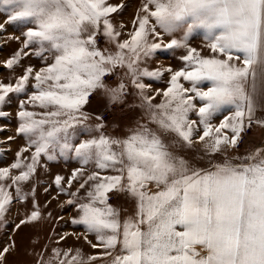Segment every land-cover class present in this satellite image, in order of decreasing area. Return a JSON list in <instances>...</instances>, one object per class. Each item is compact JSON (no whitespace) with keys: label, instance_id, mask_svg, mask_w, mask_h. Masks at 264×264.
Returning <instances> with one entry per match:
<instances>
[{"label":"snow or ice","instance_id":"1","mask_svg":"<svg viewBox=\"0 0 264 264\" xmlns=\"http://www.w3.org/2000/svg\"><path fill=\"white\" fill-rule=\"evenodd\" d=\"M127 7L125 0H0L6 17L0 32L14 23L26 29L21 47L0 66L12 70L29 55L43 62L38 70L25 67L15 83L0 82V106L10 94L27 96L15 114L26 145L0 167V227L14 202L34 196V184L31 192L21 185L32 181L42 159L46 165L71 155L80 167L55 175L52 184L75 206L71 223L99 251L85 256L34 243L33 264H264V147L227 154L254 125L264 128V0H141L126 32L112 17ZM197 32L207 55L190 44ZM101 38L111 48L101 47ZM177 49L185 50L181 67L148 66L158 52ZM118 69L123 76L109 86ZM165 74V87L153 91L144 82ZM129 84L142 122L123 136L102 131L101 117L86 123L93 93L101 90L117 104L130 94ZM8 115L0 110V118ZM196 144L199 159L182 154ZM114 193L131 201L130 214L109 203ZM42 218L33 199L13 231ZM15 249L9 237L0 264Z\"/></svg>","mask_w":264,"mask_h":264},{"label":"rangeland","instance_id":"2","mask_svg":"<svg viewBox=\"0 0 264 264\" xmlns=\"http://www.w3.org/2000/svg\"><path fill=\"white\" fill-rule=\"evenodd\" d=\"M110 2L118 3L121 0H110ZM125 2L128 4V7L122 14L113 15L112 19L117 26L120 23L126 24L128 26L126 29L127 32L131 30V20L136 14L141 0H125ZM5 19L6 17L0 14V23H4ZM24 30L26 29L22 24L14 23L6 25V30L0 32V65L21 47L23 41L22 32ZM17 36L20 37V40L9 39V37ZM122 38H126V34ZM99 44L101 47L111 48L103 38L99 40ZM190 44L192 47L201 50L203 54H208V50L205 47L206 41L203 39L201 33H194L193 37L190 38ZM184 52V49H177L172 52H158L148 62V66L153 68L171 65L173 69L179 68L182 64L178 57L184 54ZM42 63V58L38 59L33 55H29L23 57L21 63L12 70L0 66V82L15 83L16 77L22 74L25 67L31 65L34 69L38 70L42 66ZM117 72L119 75H113L109 80H106L109 86H114L123 76V70L118 69ZM167 78L168 74H165L161 81L145 79L144 82L150 84L154 91L156 88L165 87ZM28 91H32L31 87H29ZM129 91L130 94L125 96L123 102L115 104L112 110L109 109L111 104L108 103L101 90L93 93L88 103L84 106V111L89 114V120L86 123L90 126L94 125L97 122L96 118L101 117L102 120L100 122L104 125L102 131L112 136L125 135L130 128L135 127L137 121L142 122L144 120L143 110L138 106L140 103L139 97L131 94L133 90L130 84ZM26 99L27 96L25 94H10V102L0 106V110L9 113L7 117L0 118V167L9 166L15 160L16 152L26 145L24 138L16 133L18 118L15 115L18 111L20 100ZM36 110L39 111V109ZM223 115H228V112L225 111ZM223 115L218 116L212 123H219ZM258 115L260 114L258 113ZM192 118L195 119L194 116ZM9 136L13 137L11 142L7 141ZM85 138L87 136L84 134L79 136V139ZM255 147H264V128L254 125L243 134L239 146L234 150L228 149L227 154L229 156H239ZM30 151L27 155H30ZM202 151V146L196 144L192 149H185L182 154L199 159ZM224 154L222 152L212 158L221 159ZM77 167H80V165L71 155H58L56 160L49 161L46 165L42 159L38 172L32 181L29 184L21 185L24 192H31V187L34 184L36 186V192L34 196H29L24 201L17 200L14 202L4 218L9 223L0 227V248L8 242L9 237H12L16 241V249L6 257L5 264H33L34 257L30 253L34 243L45 246V250L52 247H59L61 249L71 248L73 250L80 249L85 256L95 254L99 251L91 248L90 244L84 239L85 232L83 227L71 223V219L77 214L75 206L66 205L65 202L69 197L65 194H59L56 186L52 184L55 175L59 174L67 177ZM12 174L15 175L17 173L13 171ZM65 186L67 185L65 184ZM45 188L48 189L47 192L44 191ZM71 190L75 191V186ZM33 199L39 205L43 213V218L38 223L28 224L22 226L18 231H13L15 224L19 223V220L24 218L26 213L33 210ZM109 203L122 210L127 209L129 214L131 212V201L124 194H111ZM62 205L64 207H61ZM65 234H68L66 238L59 241V237L65 236ZM88 240L95 242L94 236L92 235L88 236ZM57 241H59V244ZM96 264H106V262L97 261Z\"/></svg>","mask_w":264,"mask_h":264},{"label":"built area","instance_id":"3","mask_svg":"<svg viewBox=\"0 0 264 264\" xmlns=\"http://www.w3.org/2000/svg\"><path fill=\"white\" fill-rule=\"evenodd\" d=\"M110 77H111V76H110ZM110 77H108V78H107V80H109V79H110ZM109 107H110L109 109H110V110H112V109H114V107H115V104H111Z\"/></svg>","mask_w":264,"mask_h":264},{"label":"bare ground","instance_id":"4","mask_svg":"<svg viewBox=\"0 0 264 264\" xmlns=\"http://www.w3.org/2000/svg\"><path fill=\"white\" fill-rule=\"evenodd\" d=\"M55 190V189H54Z\"/></svg>","mask_w":264,"mask_h":264}]
</instances>
